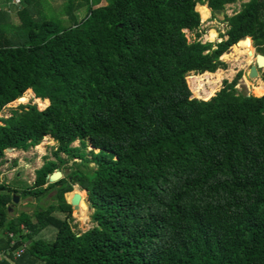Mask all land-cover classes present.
Instances as JSON below:
<instances>
[{"label": "trees", "instance_id": "16d2710c", "mask_svg": "<svg viewBox=\"0 0 264 264\" xmlns=\"http://www.w3.org/2000/svg\"><path fill=\"white\" fill-rule=\"evenodd\" d=\"M18 1V24L0 9V109L31 90L44 100L1 118L0 157L52 135L55 159L21 194L52 190L59 202L8 216L19 191L0 183V252L24 242L14 264H264V92L245 94L234 78L200 100L185 82L221 68L244 36L264 54V0L233 6L212 48L184 34L198 26L195 3L240 0H65L58 13L49 0ZM74 183L92 208L83 231L64 198ZM46 226L50 239L36 235Z\"/></svg>", "mask_w": 264, "mask_h": 264}, {"label": "rangeland", "instance_id": "374dc122", "mask_svg": "<svg viewBox=\"0 0 264 264\" xmlns=\"http://www.w3.org/2000/svg\"><path fill=\"white\" fill-rule=\"evenodd\" d=\"M1 1V0H0ZM80 1V0H78ZM106 0H101L100 5L104 4ZM246 0H240V1H236L235 3L232 4H226L225 8H221L223 9L222 13H213V11L208 8V16L206 18H201L199 12V23L197 28L194 30H189V29H183L184 34L186 36L187 40H191L194 38L199 39L200 41H210L211 43V48L215 46V43L219 42L222 39H225L227 37L226 35V30L228 28V19L227 16L233 14L235 11H233V6L234 9H238L239 8V4L242 2H245ZM63 2H65V0H49L50 5L54 8V12L58 13L59 9H61V6L63 4ZM19 3V2H18ZM17 3V4H18ZM44 4V3H43ZM66 4V3H65ZM206 5V3H203ZM45 5V4H44ZM201 4H197L194 6L195 10L197 11V8L200 6ZM1 6V4H0ZM6 6V5H4ZM207 6V5H206ZM6 9V7H4ZM37 8H39V5H37ZM42 7H40L39 9H41ZM84 7L81 8L78 13H77V17H79L80 19L82 17H84ZM66 20V24L68 25L69 22L67 20V18H64ZM15 21L16 24L19 23L17 17H14L13 19ZM13 21V22H14ZM209 28H213L215 30V32H217V35H215L213 38H209L207 36V31L209 30ZM197 32V34L195 33ZM250 39V43L252 45V49L249 51V53L253 54L254 50L255 51H259L256 47V45L253 43V40L251 38ZM241 47H245L242 46ZM228 53L232 51V44L230 46H228L227 50ZM224 51V52H225ZM260 52V51H259ZM244 56L245 55H241L239 57L238 60H230V59H225L223 58V55L220 56V58H222L224 60V65L223 66H219L222 69L225 70L222 79L220 81V85L219 88L221 89L225 83V81L227 83L231 82L234 78H237L235 87L245 93V94H250L249 92V88H248V83H246L245 79L250 81V83L254 84V81L256 79H260V77H247V68L248 66H244L246 63L244 61ZM253 61V60H252ZM238 62V63H236ZM242 63V67L239 66ZM218 67V68H219ZM247 67V68H246ZM232 70H228L231 69ZM262 69L264 70V66H262ZM226 70H228V73H226ZM240 72V76L238 77V73ZM193 73V72H191ZM189 75V74H188ZM187 75V76H188ZM193 77V76H190ZM185 82L186 85L190 91V97H193V93L192 90L189 86V83L187 82V77L185 76ZM204 89L208 88V85L204 84ZM218 88L217 91H219L220 89ZM32 92L30 93V95L28 96V99L26 100V102L24 103H29V104H33L34 102V91L31 90ZM215 91V92H217ZM214 92V93H215ZM24 93V92H23ZM22 93V95H23ZM256 96V95H255ZM35 98H40V97H35ZM196 99H200L198 97H193ZM41 100H44L42 98H40ZM202 100V99H200ZM18 103H14V102H9L7 104H5L2 109L0 110V116H6L9 115V109H13V107H15ZM36 107L39 108V105H37L35 103ZM40 109V108H39ZM52 141V142H51ZM58 141L50 134H44L40 140V142H37L35 144H31L28 145L25 149L24 148H4L2 155L0 157V161L2 162L0 164V183H3L5 186H9V187H16L18 189L19 192H17L16 195V202H9L8 204V216H14L16 214H18L20 211H24L27 212L28 214L30 213V215L32 214L33 209L36 208H43L45 206H48L52 203H58L59 201L54 198V192L55 191H49L47 193H45L43 196H41L40 198H34V196L31 195H26L23 196L21 194V190L26 187L29 186L34 178V171L37 168H40L44 162L49 161V159H55V156L53 154V150L55 149V147L57 146ZM71 146H78V141L77 140H73L70 142ZM89 148H93L91 147L89 144H86L85 146V151H87ZM97 150V149H94ZM60 155L62 157L67 158V156L65 155V153L61 152ZM88 156V155H87ZM73 163H79V159L77 157L74 158H68L66 159V162H64V166L61 169V176H63L64 174L67 173V171H69V169L74 168L75 165ZM93 164L90 162L87 164V166L91 167ZM78 168L81 167L80 164L76 165ZM60 176V177H61ZM49 183V181L47 183H45L44 185H47ZM52 183V182H50ZM76 190H80V186L76 183L71 185V189H70V193L75 192ZM72 191V192H71ZM83 203L85 206V210L84 213H79L78 210H74L71 207V211H70V216H69V222L70 224L73 226L74 230H78V231H83L85 229H87L89 226L92 225L93 221L91 220L90 217V212L92 211V208L89 207V203H88V199L86 197V190L83 189ZM68 192H66L64 194V198L66 201H68L70 198L69 194L67 195ZM55 214L63 217L65 216V214L61 211H59V209H56V211L54 212ZM36 218L32 216V220L34 221ZM23 227V225H21ZM28 229L24 228L23 232H27ZM56 232V229L52 226H46L44 227L39 233H37L36 235L39 236H43L46 239H50L54 236ZM13 233L9 232V235L11 236ZM24 242L22 243V245H20L23 248ZM21 254L18 253L17 251H2L0 252V261L2 259L7 260V262H9V264H14V258H16L17 256H19Z\"/></svg>", "mask_w": 264, "mask_h": 264}, {"label": "bare ground", "instance_id": "6f19581e", "mask_svg": "<svg viewBox=\"0 0 264 264\" xmlns=\"http://www.w3.org/2000/svg\"><path fill=\"white\" fill-rule=\"evenodd\" d=\"M197 12H199L202 19L206 18L209 14L208 8L205 4H201L197 8ZM207 33H208L207 36L210 39L213 38L215 35H217V32H215V30L213 28H209ZM249 38H250L249 36H244V37L240 38L236 44L232 45V51L231 52H229V53L226 52L225 54H223V58L230 59V60H238L241 55H245L244 61L246 63H244L245 64L244 66H249V64L253 60V54L249 53V51L253 48L251 43H250ZM241 44H242V46H245V47H241ZM236 63H238V62H236ZM239 66L242 67L243 66L242 63ZM228 70H232V68L228 69ZM228 70H226V73H228ZM224 72H225L224 69L219 68V69L215 70L214 73H211V72L210 73L204 72L202 74L189 73L188 76H193L192 79L188 80L189 86H190L192 93H193V97H198L202 100H207L210 96H212L214 94V92L218 90L219 85H220L219 83L222 79ZM245 81H246V83H248V88H249L250 94H252L253 96H255L257 94H263L264 82L262 80L256 79L254 81V84L250 83V81H248L246 79H245ZM204 84L208 85L207 89L203 88ZM24 96H25V94H23L21 98L16 99L14 101V103H19V102L23 103L24 98H25ZM83 192L84 191L76 190L75 192L69 193V195H70L69 197H71V195L73 193H76L77 200H76L75 208H73V209L76 211L79 209L78 212L82 213V214L84 213V210H85V206H84L83 199H82ZM67 195H68V193H67ZM68 199H70V198H68Z\"/></svg>", "mask_w": 264, "mask_h": 264}, {"label": "water", "instance_id": "95a60500", "mask_svg": "<svg viewBox=\"0 0 264 264\" xmlns=\"http://www.w3.org/2000/svg\"><path fill=\"white\" fill-rule=\"evenodd\" d=\"M198 3H195L197 5ZM195 9V8H194ZM223 9L213 10V13H222ZM262 66H264V54L259 51H254L253 53V61L249 64L247 68V77H260L261 73L263 72ZM22 96H19L17 99L21 98ZM263 115H264V109H263ZM61 176V172L57 169L53 173H51L48 176L49 182H55L57 181ZM16 195L13 196L12 202H16ZM77 200L76 193H73L68 200L71 204L72 208H75Z\"/></svg>", "mask_w": 264, "mask_h": 264}, {"label": "crops", "instance_id": "0c3cea01", "mask_svg": "<svg viewBox=\"0 0 264 264\" xmlns=\"http://www.w3.org/2000/svg\"><path fill=\"white\" fill-rule=\"evenodd\" d=\"M4 1V2H3ZM19 2V1H18ZM15 2L13 1V0H1L0 1V4H1V6H0V9H2V10H4V11H6V13L8 14V16H9V19H10V22L11 23H13V24H16L15 23V21L13 20L14 19V17H17V15H16V13H15V9L14 8H12V7H10L11 5L12 6H17L18 4H14ZM4 5H6V6H4ZM4 7H6V9L4 8ZM66 17V16H65ZM17 19H18V17H17ZM14 21V22H13ZM18 21H19V19H18Z\"/></svg>", "mask_w": 264, "mask_h": 264}, {"label": "clouds", "instance_id": "9594fccd", "mask_svg": "<svg viewBox=\"0 0 264 264\" xmlns=\"http://www.w3.org/2000/svg\"><path fill=\"white\" fill-rule=\"evenodd\" d=\"M198 4H199V3H198ZM207 7H208V6H207ZM231 9H232V8H231ZM212 11H213V10H212ZM184 29H185V28H184ZM186 29H187V28H186ZM195 39H197V38H195ZM197 40H198V39H197ZM221 55H222V54H221ZM221 55H220V56H221ZM220 59L223 60L222 58H220ZM223 61H224V60H223ZM20 96H22V94H21ZM18 97H19V96H18ZM18 97H16L14 100H12V101H10V102L15 101ZM7 103H9V102H7ZM7 103H5V104H7ZM5 104H4V105H5ZM25 104H29V103H20V102H19L15 107H13V109H17L19 105H25ZM33 104H35V103H33ZM4 105H3V106H4ZM3 106H2V107H3ZM47 106H48V105H47ZM47 106H46V107H47ZM46 107H45V108H46ZM45 108H44V109H45ZM1 109H2V108H1ZM1 109H0V110H1ZM13 109L10 108L9 111L11 112V110H13ZM41 110H43V109H41ZM10 112H9V115H10ZM7 116H8V115H6V116H0V123L2 122V121H1V118H2V117H7ZM8 148H9V147H7V149H8ZM56 170H57V169H56ZM58 170H59V169H58ZM59 171L61 172V170H59ZM49 175H50V174H49ZM33 179H34V178H33ZM80 189H83V188H80ZM67 202H69V201H67ZM89 207H90V206H89Z\"/></svg>", "mask_w": 264, "mask_h": 264}, {"label": "built area", "instance_id": "2783aa9c", "mask_svg": "<svg viewBox=\"0 0 264 264\" xmlns=\"http://www.w3.org/2000/svg\"><path fill=\"white\" fill-rule=\"evenodd\" d=\"M14 2H18V0H14ZM21 250H22V248H21V246L19 247V248H17V250H15V251H17L18 253H20L21 252Z\"/></svg>", "mask_w": 264, "mask_h": 264}, {"label": "flooded vegetation", "instance_id": "af4514ba", "mask_svg": "<svg viewBox=\"0 0 264 264\" xmlns=\"http://www.w3.org/2000/svg\"><path fill=\"white\" fill-rule=\"evenodd\" d=\"M255 51V50H254Z\"/></svg>", "mask_w": 264, "mask_h": 264}]
</instances>
